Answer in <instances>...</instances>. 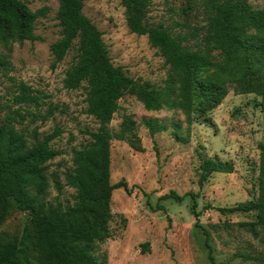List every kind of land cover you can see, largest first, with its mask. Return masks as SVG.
Segmentation results:
<instances>
[{
  "label": "trees",
  "instance_id": "obj_1",
  "mask_svg": "<svg viewBox=\"0 0 264 264\" xmlns=\"http://www.w3.org/2000/svg\"><path fill=\"white\" fill-rule=\"evenodd\" d=\"M57 2L60 36L49 45L51 67L61 62L70 49L75 50L63 86L84 89L83 110L98 122V127L87 130L88 141L72 150V166L63 171L64 184L73 188L72 202L47 200V162L61 152L51 142L62 130L55 126L40 135L37 126L30 131L27 126L47 120L57 107L49 105L43 111L45 94L10 75L13 65L9 53L13 42L41 39L35 33V23L46 8L33 11L23 0H0V76L9 79L13 88L8 100L0 97V225L15 210L23 211L26 220L19 234L0 231V264H106L105 256L97 254V247L111 237L112 190L122 187L129 192L123 180L110 183V142L126 141L141 150L130 116L123 117L117 131L109 127L123 96H134L147 110L177 108L188 125L198 118L210 120L205 113L216 107L230 89L259 95L258 105L264 113V6L253 7L248 0H189L180 9L185 19L177 21L180 29L174 30L160 22L148 23L145 16L149 0H120L129 30L146 35L168 66L163 83L157 85L133 78L122 66L112 63L102 32L82 11L83 0ZM191 11L196 18L193 22ZM198 19L201 23H196ZM142 122L151 135L165 129L154 118ZM177 130L173 136L186 141ZM258 148V184L252 198L218 210L223 214L253 213V220L238 221L236 225L264 244V142L260 141ZM232 171L230 161L204 157L199 163L198 183L202 185L214 172ZM55 184L60 189L57 181ZM186 195L191 197V210L197 217L194 193L170 191L160 198L181 202ZM195 225L201 226L197 221ZM202 230L213 264L209 233ZM142 247L146 252L148 242ZM234 256L264 264V249L261 256Z\"/></svg>",
  "mask_w": 264,
  "mask_h": 264
},
{
  "label": "rangeland",
  "instance_id": "obj_2",
  "mask_svg": "<svg viewBox=\"0 0 264 264\" xmlns=\"http://www.w3.org/2000/svg\"><path fill=\"white\" fill-rule=\"evenodd\" d=\"M23 1L33 11L45 7L46 12L35 23V33L41 39L11 44L13 70L10 75L45 94L43 111L49 105L57 107L47 120L28 124L27 131L37 126L42 135L55 126L61 128L60 136L51 142L61 152L47 162L49 187L45 198L71 203L73 188L64 184L63 171L72 166V150L88 141L87 130H96L98 122L83 110L84 89L63 86L65 70L73 62L75 50L70 49L61 62L51 67L49 45L60 36L57 0ZM149 1L145 16L149 24L160 22L174 30L180 29L176 22L185 19L180 9L189 0ZM248 2L253 7L264 6V0ZM82 11L102 32V41L114 65L122 66L133 78L157 85L163 83L168 66L146 35L129 30L120 0H83ZM193 14L194 11L189 14L192 22L196 20ZM12 89L11 81L0 76L2 100L10 98ZM259 100L255 93H235L230 89L216 107L205 113L210 120L198 118L188 125L177 108L147 110L132 95L119 99L109 127L117 131L123 117L130 116L141 150L126 141L112 139L110 142V183L123 180L129 192L122 187L112 190L111 237L97 247V254L105 256L106 264H212L204 244L203 228L209 233L213 264H261L259 260L234 256L235 253L263 254L262 241L236 225L238 221L253 220L254 214H223L218 210L251 199L257 188L258 143L264 142V113ZM146 118L156 119L165 129L151 135L142 122ZM176 127L186 141L173 136ZM204 157L230 161L233 171L214 172L199 185V163ZM55 181L60 189L56 188ZM170 191L180 195L194 193L199 215L193 214L189 195L181 202L160 198ZM196 221L200 227L195 225ZM25 222V213L15 210L0 225V231L19 234ZM145 242L148 250L142 252Z\"/></svg>",
  "mask_w": 264,
  "mask_h": 264
}]
</instances>
